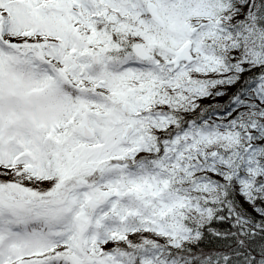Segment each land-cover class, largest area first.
<instances>
[{
	"label": "snow or ice",
	"instance_id": "obj_1",
	"mask_svg": "<svg viewBox=\"0 0 264 264\" xmlns=\"http://www.w3.org/2000/svg\"><path fill=\"white\" fill-rule=\"evenodd\" d=\"M0 264H264V0H0Z\"/></svg>",
	"mask_w": 264,
	"mask_h": 264
}]
</instances>
